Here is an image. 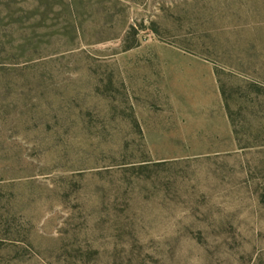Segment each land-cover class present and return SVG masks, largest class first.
I'll list each match as a JSON object with an SVG mask.
<instances>
[{
	"label": "rangeland",
	"instance_id": "rangeland-1",
	"mask_svg": "<svg viewBox=\"0 0 264 264\" xmlns=\"http://www.w3.org/2000/svg\"><path fill=\"white\" fill-rule=\"evenodd\" d=\"M192 1L0 0V264H264V11Z\"/></svg>",
	"mask_w": 264,
	"mask_h": 264
},
{
	"label": "trees",
	"instance_id": "trees-1",
	"mask_svg": "<svg viewBox=\"0 0 264 264\" xmlns=\"http://www.w3.org/2000/svg\"><path fill=\"white\" fill-rule=\"evenodd\" d=\"M204 2H208L209 0H202ZM238 0H224L223 1V4L224 6H226V2H229L230 4L233 5V2H237ZM248 1L251 5H252V9L257 12V14H259L260 12L264 11V0H246ZM195 2V3H194ZM193 3V4H192ZM192 3H190V7H191V10L192 11H184L182 14H183V17L185 19H194L197 17V13H201L202 11H204V9H202V6L198 3V0H193ZM219 4V3H218ZM186 5H188V3H186ZM188 6H185L184 8H186ZM222 90V88H221ZM224 95V93H223ZM261 202L264 204V196L262 197L261 199Z\"/></svg>",
	"mask_w": 264,
	"mask_h": 264
}]
</instances>
